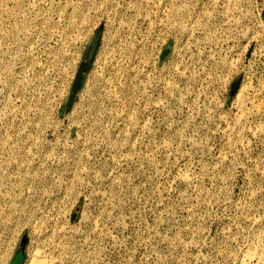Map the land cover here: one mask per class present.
<instances>
[{
    "label": "rangeland",
    "instance_id": "obj_1",
    "mask_svg": "<svg viewBox=\"0 0 264 264\" xmlns=\"http://www.w3.org/2000/svg\"><path fill=\"white\" fill-rule=\"evenodd\" d=\"M0 176V264H243L264 0H0Z\"/></svg>",
    "mask_w": 264,
    "mask_h": 264
},
{
    "label": "bare ground",
    "instance_id": "obj_2",
    "mask_svg": "<svg viewBox=\"0 0 264 264\" xmlns=\"http://www.w3.org/2000/svg\"><path fill=\"white\" fill-rule=\"evenodd\" d=\"M243 88H244V85L239 90L240 93L238 94L239 95L238 97L244 96V95H242L243 93L241 92L243 90ZM239 100H240V98H239ZM0 203H1V201H0ZM6 215L7 214H5V216ZM2 225L3 224H2V222L0 220V240H1V233H2L1 232V226ZM30 256L31 257H30V259H29L27 264H56L53 261L52 256L49 253H47L46 250L44 251V249L43 250L42 249H37V250L35 249V251ZM242 262H243V264H264V239L262 241L260 250L259 251H255V252H252V250H248L246 252V254L244 255V257H243Z\"/></svg>",
    "mask_w": 264,
    "mask_h": 264
},
{
    "label": "water",
    "instance_id": "obj_3",
    "mask_svg": "<svg viewBox=\"0 0 264 264\" xmlns=\"http://www.w3.org/2000/svg\"><path fill=\"white\" fill-rule=\"evenodd\" d=\"M99 38H100V30H97L94 33L90 47L86 52L87 63H82L80 65V68L78 69L77 74H76L75 81H74L73 86H72V94L78 89V87L80 85V75H81L82 71L88 66L89 62L92 60V58L94 56V53H95L97 45H98ZM18 260H19V258L17 257V259H15L14 262L11 264H17Z\"/></svg>",
    "mask_w": 264,
    "mask_h": 264
}]
</instances>
